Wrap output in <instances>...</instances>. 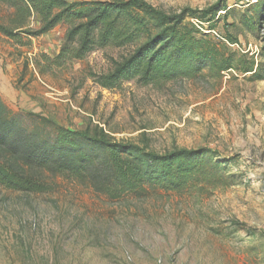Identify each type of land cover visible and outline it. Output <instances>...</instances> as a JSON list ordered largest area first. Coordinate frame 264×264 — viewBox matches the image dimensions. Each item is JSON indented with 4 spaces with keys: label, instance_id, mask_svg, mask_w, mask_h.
Listing matches in <instances>:
<instances>
[{
    "label": "rangeland",
    "instance_id": "1",
    "mask_svg": "<svg viewBox=\"0 0 264 264\" xmlns=\"http://www.w3.org/2000/svg\"><path fill=\"white\" fill-rule=\"evenodd\" d=\"M145 1L167 13L217 5V25L202 32L237 51L236 60L264 63V0ZM38 26L37 18L27 24ZM66 30L19 42L0 34L8 108L71 129L98 124L115 140L156 153L204 148L226 179L119 200L50 174L40 175L52 186L44 194L0 187V264H264V81L253 80L254 71H205L157 87L132 81L105 90L92 76L106 74L126 50H96L56 67L51 59ZM233 38L238 43L227 41Z\"/></svg>",
    "mask_w": 264,
    "mask_h": 264
},
{
    "label": "trees",
    "instance_id": "2",
    "mask_svg": "<svg viewBox=\"0 0 264 264\" xmlns=\"http://www.w3.org/2000/svg\"><path fill=\"white\" fill-rule=\"evenodd\" d=\"M7 8L6 15L1 13ZM219 7L167 13L145 0H0V34L14 41L39 37L67 26L63 44L51 59L56 67L83 60L96 50L125 49L111 60L106 74L93 75L102 89L134 81L157 87L237 70L264 81V63L229 50L202 26L213 28ZM3 16H7L6 18ZM37 18L38 28L27 24ZM197 19L195 25L191 19ZM238 43L236 38L227 40ZM255 66L257 70H255ZM209 150L173 149L156 153L117 141L98 124L71 129L31 113L13 112L0 96V187L24 194H44L51 184L42 174L88 184L112 200L144 197L149 189L180 191L196 182H222L224 170L206 160Z\"/></svg>",
    "mask_w": 264,
    "mask_h": 264
}]
</instances>
